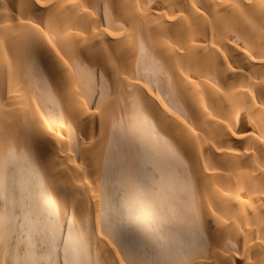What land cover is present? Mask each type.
Returning a JSON list of instances; mask_svg holds the SVG:
<instances>
[{
    "label": "bare ground",
    "instance_id": "obj_1",
    "mask_svg": "<svg viewBox=\"0 0 264 264\" xmlns=\"http://www.w3.org/2000/svg\"><path fill=\"white\" fill-rule=\"evenodd\" d=\"M0 244V264H264V0H0Z\"/></svg>",
    "mask_w": 264,
    "mask_h": 264
},
{
    "label": "rangeland",
    "instance_id": "obj_2",
    "mask_svg": "<svg viewBox=\"0 0 264 264\" xmlns=\"http://www.w3.org/2000/svg\"><path fill=\"white\" fill-rule=\"evenodd\" d=\"M125 168V169H124ZM123 169H124V171L123 172H126V171H128V167H127V170H126V167H124ZM123 169H120V168H117V169H115L114 171H116V172H114L113 171V174H115L116 173V175H114V177H113V175H110L109 176V180H108V178L107 179H105L104 181V191H106V192H104L103 191V194L105 193V199L103 200V201H105V203H104V206H106L105 208L108 210L107 211V215H108V217H109V219H110V221H111V223H113L114 225H115V227L116 228H118L119 230L121 229V227H123V226H125V225H127L126 227H128V228H126L127 230L129 229V228H131L132 226H131V224H129V223H127L126 221H128V219L126 218V215H125V213H126V209H125V207H121V204L124 206V200H127V199H129L128 201H130V202H132V200H134L135 198H134V195L132 194H128V191L129 190H126V188L127 189H129V188H131V187H126V185H124L126 182H129V181H127V179H130V178H128L127 177V175H126V177L127 178H125L124 177V175L122 174L121 175V172L122 171H120V170H123ZM128 173V172H127ZM126 173V174H127ZM135 173V178H136V180L135 179H133V180H131L130 179V181H134V183H135V181H137L138 180V175H137V173H136V170H134L133 171V174ZM119 174V175H118ZM120 176H121V178H120ZM123 179H125L124 181H125V183L124 182H122V180ZM107 182V183H106ZM120 182L122 183V184H120ZM106 184H107V186H106ZM114 184V185H113ZM130 185H132L131 184V182L129 183ZM135 185V184H134ZM134 185H132V187H133V189L135 188V186ZM106 186V187H105ZM126 188H125V187ZM132 189V188H131ZM119 190V191H118ZM135 190H133V192H134ZM125 192H127V194L125 193ZM132 192V193H133ZM117 193V194H116ZM125 193V194H124ZM125 197H124V196ZM128 195H131L130 197L132 198V200H131V198L128 196ZM103 196V195H102ZM116 196V197H115ZM115 197V198H114ZM124 197V198H123ZM136 197V196H135ZM108 199H110V200H108ZM120 199H121V202H120ZM122 199H124L123 200V202H122ZM111 202L113 203V204H111ZM121 203V204H120ZM117 206L116 207V209H115V207H113V206ZM111 208H113V210H112V212H110L111 211ZM122 208V209H121ZM115 209V210H114ZM116 211L118 212L117 214H116ZM110 213H112L111 214V216H110ZM120 213V214H119ZM116 215V216H115ZM118 215H122V217H118ZM123 218V219H122ZM125 222L127 223V224H125ZM124 223V224H123ZM123 225V226H122ZM131 226V227H130ZM124 230V231H123ZM126 230V231H127ZM121 231H123V232H121V233H123V234H128L127 232H129V230L127 231V232H125V228L123 229L122 228V230ZM125 232V233H124ZM144 242H145V244H144ZM143 243H140L138 246H137V248L139 249L141 246H142V244H144V248H143V246L138 250L137 249V252L138 251H140V252H142L143 253V256H145V254H147V253H151L150 255L152 256V254H154V252H153V250L152 249H150V248H152V246H150L148 243H146V241H144ZM148 244V245H147ZM150 247V248H149ZM0 248H2L1 247V244H0ZM149 248V249H148ZM3 249V248H2ZM2 249H0V256L2 255L1 253H4V254H6L7 252H6V249L3 251ZM144 249H146V252L144 251ZM154 249V248H153ZM149 250V251H148ZM152 251V252H151ZM6 252V253H5ZM145 252V253H144ZM139 253V252H138ZM149 254H147V255H149ZM7 255V254H6Z\"/></svg>",
    "mask_w": 264,
    "mask_h": 264
}]
</instances>
